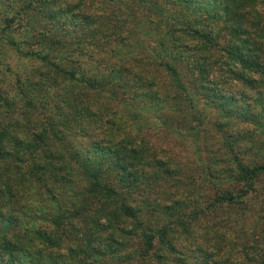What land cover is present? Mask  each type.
<instances>
[{
    "label": "trees",
    "instance_id": "16d2710c",
    "mask_svg": "<svg viewBox=\"0 0 264 264\" xmlns=\"http://www.w3.org/2000/svg\"><path fill=\"white\" fill-rule=\"evenodd\" d=\"M12 1L22 8L9 7L5 26L31 19L23 44L38 46L26 54L41 66L17 76L12 91L0 86V264H128L135 255L143 264H187L169 240L173 213L163 226L141 214L151 180L178 174L140 131L139 114H187L196 95L227 102L220 85L241 82L257 88L260 109L241 119L263 133L264 0ZM137 16L141 33L131 42ZM144 26L159 31L157 45L142 43ZM238 154L222 173L203 171L209 189L219 174L238 186L207 209L240 203L264 175V161ZM173 204L156 207L165 214ZM130 224L137 248L124 238ZM241 255L227 264H264V242L243 245Z\"/></svg>",
    "mask_w": 264,
    "mask_h": 264
},
{
    "label": "rangeland",
    "instance_id": "374dc122",
    "mask_svg": "<svg viewBox=\"0 0 264 264\" xmlns=\"http://www.w3.org/2000/svg\"><path fill=\"white\" fill-rule=\"evenodd\" d=\"M123 2L124 6L129 5L128 2ZM22 4L23 2L8 3V0H0V86L8 91H12L17 76L41 66L40 61H35L26 54L32 47L23 44L27 38L25 30L33 24L31 19L21 16L20 19H14L12 26H5L4 17L13 15L9 7L18 10L22 8ZM52 5L57 6L58 2ZM140 10L152 16L146 9L141 7ZM60 16L61 14L57 15V18L49 20L50 22L45 20L44 23L56 24ZM139 18L137 16L128 25L132 35L131 42L140 37V27L134 25L140 22ZM144 27L147 33L141 36L142 43L157 45L159 31L155 30L156 27ZM9 39L17 41L22 52L16 49L15 44L6 42ZM46 53L52 52L47 50ZM219 90L231 98L227 102L219 100L208 104L203 96L196 95L195 101L188 107L187 114H169L166 108L158 110V107H145L138 119L140 131L150 139L156 153L162 154L164 159L168 160L171 170L178 174L165 176L160 171L159 177L151 180L147 194L149 197L146 198V203L150 206L144 205L146 210L141 214L145 215L147 223L161 225V219L166 220L165 217L169 218L173 213L171 220L176 222V230L169 235V240L179 252L185 254L181 259L187 264H227L229 260L239 261L243 245L248 248V245L257 244L258 241L264 242V175L257 179L254 187L241 198L240 203L221 204L207 209L211 200L221 195L223 189L236 191L238 186H234L229 177L222 178L219 174L213 181L215 185L209 189L211 180L204 177L203 171L208 169L216 175L218 172L222 173V169L234 164L233 155L238 153L239 157L244 156V159L264 161V132L261 133L260 127L255 123L241 119L243 113L251 117L253 111H260L259 106H253V99L258 94L257 88L250 89L241 82H234L220 85ZM139 195L137 196L142 197ZM171 200L175 202L172 205L173 210L162 214L163 210L157 208L156 204H168ZM192 209L197 211L198 217L195 219L193 213L189 215ZM130 225L127 229L133 231L134 228ZM136 235L135 230L124 235L129 247H139V238ZM159 249H162L161 244ZM227 250L229 251L226 253ZM125 261L128 264L144 262L139 260L138 255ZM106 264L121 263L112 258L108 259Z\"/></svg>",
    "mask_w": 264,
    "mask_h": 264
}]
</instances>
